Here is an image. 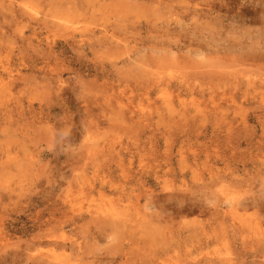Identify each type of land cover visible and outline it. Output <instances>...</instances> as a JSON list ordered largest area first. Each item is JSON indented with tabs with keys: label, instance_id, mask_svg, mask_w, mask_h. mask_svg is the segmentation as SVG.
Instances as JSON below:
<instances>
[{
	"label": "rangeland",
	"instance_id": "374dc122",
	"mask_svg": "<svg viewBox=\"0 0 264 264\" xmlns=\"http://www.w3.org/2000/svg\"><path fill=\"white\" fill-rule=\"evenodd\" d=\"M0 264H264V0H0Z\"/></svg>",
	"mask_w": 264,
	"mask_h": 264
},
{
	"label": "bare ground",
	"instance_id": "6f19581e",
	"mask_svg": "<svg viewBox=\"0 0 264 264\" xmlns=\"http://www.w3.org/2000/svg\"><path fill=\"white\" fill-rule=\"evenodd\" d=\"M165 3H166V2H165ZM1 4H2V3H1ZM176 5H177V3H176ZM1 6H2V5H1ZM162 6H164V5H162ZM185 6H187V5H185ZM154 84H156V83H154ZM154 86H155V85H154ZM152 87H153V86H152ZM158 87H160V86L158 85ZM154 88H155V87H154ZM158 89H160V88H158ZM166 90H167V89H166ZM155 91H156V90H155ZM155 91H154V92H155ZM158 91H160V90H158ZM161 92H163V90H162ZM148 93H149V92H148ZM151 93H152V92H151ZM151 93H150V94H151ZM162 94H164V96H167V95H165L164 92H163ZM168 95H169V94H168ZM146 96H147V95H146ZM180 96H181V95H180ZM168 97H169V96H168ZM210 97H211V96H210ZM161 98H162V97H161ZM166 98H167V97H166ZM162 99H163V98H162ZM211 99H212V97H211ZM164 100H165V99H164ZM170 100H171V99H170ZM171 101H172V100H171ZM210 101H211V100H210ZM183 103H184V102H183ZM153 176H154V175H153ZM156 178H158V177H156ZM138 179H140V178H138ZM143 179H144V178H143ZM143 179H142V181L145 180V179H144V180H143ZM155 181H156V180H155ZM142 184H143V183H142ZM123 190H124V189H123ZM124 192L126 193V191H124ZM99 193H100V192H99ZM121 195H122V192H121ZM122 197H123V196H122ZM124 197H125V196H124ZM119 198H120V196H119ZM121 200H122V199H121ZM188 200H190V199H188ZM183 201H185V200H183ZM190 201H191V200H190ZM70 202H71V201H70ZM187 202H188V201H187ZM196 202H198V201H196ZM180 203H181V202H180ZM199 203H200V202H199ZM208 203H209V202H208ZM234 203H235V201H234ZM236 203H237V202H236ZM236 203H235V205H238V204H236ZM184 204H185V203H184ZM205 204H207V203H205ZM242 204H243V203H242ZM242 204H241V205H242ZM200 205H201V204H200ZM203 205H204V204H203ZM231 205H232V204H231ZM243 205H244V204H243ZM177 206H178V205H177ZM193 206H194V204H193ZM195 206H196V205H195ZM201 206H202V205H201ZM235 207H236V209H238L237 206H235ZM184 208H185V207H184ZM198 208H199V206H198ZM202 208H203V207H202ZM202 208H201V210H203ZM239 208H240V206H239ZM244 208H245V207H244ZM245 209H246V208H245ZM180 210H181V209H180ZM180 210H178V211H180ZM183 210H184V209H183ZM191 210H193V209H191ZM194 210H195V209H194ZM181 211H182V210H181ZM186 211H187V209H186ZM236 211H237V210H236ZM73 212H75V211H73ZM191 212L193 213V211H191ZM191 212H189V213L191 214ZM223 212H224V211H223ZM223 212H222V213H223ZM182 213H183V212H182ZM219 213H220V211H219ZM236 213H237V212H236ZM236 213H235V214H236ZM177 214H178V212H177ZM179 214H180V213H179ZM74 215H75V214H74ZM74 215H73V216H74ZM220 215H221V214H220ZM222 215H223V214H222ZM147 216H148V215H147ZM233 216H234V215H233ZM82 217H83V216H82ZM104 217L106 218V215H104ZM172 217H173V216H172ZM114 218L117 219L118 217H117V218L114 217ZM156 218H157V217H156ZM170 218H171V215H170ZM72 219H73V218H72ZM80 219H82V218H80ZM122 219H123V218H121V220H122ZM123 220L128 221L129 219H127V220H126V219H123ZM104 221H105V220H104ZM106 221H107V220H106ZM101 222H102V221H101ZM121 222H123V221H121ZM201 222H202V221H201ZM201 222H200V223H201ZM114 223H115V221H114ZM124 223H125V222H124ZM111 224H112V223H111ZM122 224H123V223H122ZM195 224H196V222H195ZM113 225H114V224H113ZM185 225H186V224H185ZM98 226H99V225H98ZM187 226H189V224H188ZM192 226L194 227V225H192ZM196 227H197V226H196ZM196 227H195V228H196ZM109 228H110V227H109ZM188 228H189V227H188ZM195 228H194V229H195ZM198 228H199V227H198ZM97 229L100 230V227H99V228L97 227ZM103 229H104V228H102V230H103ZM105 229H106V228H105ZM194 229H192V230H194ZM196 229H197V228H196ZM187 230H188V229H187ZM199 231H200V230H199ZM199 231H198L197 233H200ZM193 235H194V234H193ZM196 238H197V237H196ZM214 243H215V242H214ZM197 244H198V243H197ZM203 245H204V244H203ZM205 245H207V244H205ZM195 246H196V245H195ZM208 246H209V245H208Z\"/></svg>",
	"mask_w": 264,
	"mask_h": 264
}]
</instances>
